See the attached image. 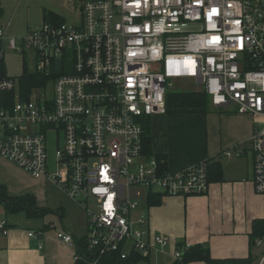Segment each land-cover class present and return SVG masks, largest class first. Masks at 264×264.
<instances>
[{
  "label": "built area",
  "instance_id": "2783aa9c",
  "mask_svg": "<svg viewBox=\"0 0 264 264\" xmlns=\"http://www.w3.org/2000/svg\"><path fill=\"white\" fill-rule=\"evenodd\" d=\"M76 2L77 24L44 20L21 37L7 36L11 20L0 18V154L83 209L88 251L179 259L181 249L150 233L143 205L155 193H206L208 159L162 170L155 154L144 153L143 120L166 113L165 94L180 78L192 79L211 107L232 105L254 116L252 182L264 196V0ZM5 50L23 61L28 54L33 72L46 76L59 63L62 73L48 81L51 96L36 86L22 97L19 77L2 69ZM10 230L0 219V236ZM55 238L80 258L69 232L56 231ZM252 244L264 248V233ZM85 261L98 264L94 256Z\"/></svg>",
  "mask_w": 264,
  "mask_h": 264
},
{
  "label": "crops",
  "instance_id": "0c3cea01",
  "mask_svg": "<svg viewBox=\"0 0 264 264\" xmlns=\"http://www.w3.org/2000/svg\"><path fill=\"white\" fill-rule=\"evenodd\" d=\"M0 5V18L5 24L8 22L3 19L6 6ZM44 11H51L66 21L65 13L78 12V7L76 0H52V7ZM257 125L254 116L238 113L232 105L216 109L209 106L206 113L166 112L149 118L151 152L164 157L168 171L176 172L201 160L217 161L216 177L210 181L206 193L160 195L158 205L144 209L152 235L167 237L170 249L178 243L201 244L208 247L212 258L250 257L252 264H264L261 262L264 248L252 244L256 236L255 224L264 221V196L254 191L253 158L249 149V139ZM236 148L242 152L240 156L224 155L226 150ZM0 183L6 187L8 195L31 194L39 207L50 209L48 182L33 178L1 154ZM53 213L63 218L65 208L58 206ZM59 221V227L53 220H47L33 228L8 221L11 225L8 236H0V264H74V250L56 239L55 233L64 230L75 239L85 233L77 234L76 226L70 229L63 219ZM28 230L40 234L29 237ZM161 258L164 264L170 262ZM187 264L206 263L192 261Z\"/></svg>",
  "mask_w": 264,
  "mask_h": 264
},
{
  "label": "trees",
  "instance_id": "16d2710c",
  "mask_svg": "<svg viewBox=\"0 0 264 264\" xmlns=\"http://www.w3.org/2000/svg\"><path fill=\"white\" fill-rule=\"evenodd\" d=\"M44 20L50 22H63L56 14L51 11L43 12ZM57 22V23H58ZM59 63L54 62L53 70L48 76L33 72L24 73L19 77V87L22 93V97H27L29 91L38 86L44 87L48 81L53 80L58 74L62 73ZM3 69V65H2ZM4 71V70H3ZM31 76V77H30ZM40 76V77H39ZM30 78V79H29ZM33 78V79H32ZM43 83V84H42ZM21 84V85H20ZM31 85V86H30ZM34 85V86H33ZM22 86V87H21ZM165 105L166 112H199L206 113L209 110V100L205 93L201 91H171L167 90L165 94ZM143 134V150L144 153L150 155L151 152V138H150V126L149 118H145L142 124ZM149 152V153H148ZM157 159L161 162L160 166L162 170H166V162L163 156L156 155ZM217 161L213 159H208V182L214 180L216 174L214 173L216 169ZM218 172V170H217ZM218 176V175H217ZM160 194L155 193L147 197L144 209L158 205L160 203ZM0 206L3 207L6 213H16L23 211L27 217L31 218H43L47 214H51L54 211L39 207L36 203V199L31 194H23L19 196H10L7 193L6 187L0 183ZM62 216L59 215V220ZM255 235L264 233V221L256 223L254 226ZM84 237L80 239H75L77 253L80 258L75 261L74 264H86L85 258L94 256L97 259L98 264H150V258L148 256H143L139 251L130 250L125 257H121L119 251L113 252H103L102 254L95 253L94 249L88 251L85 248V234ZM183 243H178L176 246L181 249V257L179 259L173 260L167 264H187L192 261H203L206 264H252V259L248 258H227V259H216L212 258L209 254L208 247L201 244L190 245L188 248L182 249Z\"/></svg>",
  "mask_w": 264,
  "mask_h": 264
},
{
  "label": "rangeland",
  "instance_id": "374dc122",
  "mask_svg": "<svg viewBox=\"0 0 264 264\" xmlns=\"http://www.w3.org/2000/svg\"><path fill=\"white\" fill-rule=\"evenodd\" d=\"M0 3L6 6L3 19L6 21L11 19L7 36L14 37H21L28 28L40 25L43 21V10L52 7V0H0ZM64 19L69 23L77 24L80 20V15L78 12L68 11L65 13ZM3 69L7 75L12 77H17L24 73H33L34 71L33 63L30 61L28 54L25 57V61H23L19 53L11 50H5L4 52ZM52 90V83L48 82L45 88L46 95L51 96ZM168 90L198 91L199 88L193 83L192 79L180 78L174 80L172 87H169ZM33 95H36L35 92H33ZM47 182L49 186L47 193L50 209L55 211L58 206H63L65 208V215L62 218L64 225L70 229L76 226L78 230L77 234H84L86 232L87 218L83 209L80 206H75L55 185L51 184L48 180ZM141 197L140 199L142 200L143 195ZM136 215L137 211L134 213V217ZM0 219H7L17 226L32 228L38 227L43 221L47 220H53V223L57 227L61 226L59 216L54 213L47 214L44 218L36 219L27 217L23 211L6 213L2 206H0ZM126 244L123 252L130 250V242ZM161 256L152 252L150 254V264H164L165 260H162Z\"/></svg>",
  "mask_w": 264,
  "mask_h": 264
},
{
  "label": "bare ground",
  "instance_id": "6f19581e",
  "mask_svg": "<svg viewBox=\"0 0 264 264\" xmlns=\"http://www.w3.org/2000/svg\"><path fill=\"white\" fill-rule=\"evenodd\" d=\"M53 22V21H52ZM58 22V21H57ZM61 22V21H60ZM59 23V22H58ZM31 77V76H30ZM40 77V76H39ZM49 77V76H48ZM30 79V78H29ZM33 79V78H32ZM20 81V80H19ZM43 84V83H42ZM21 85V84H20ZM31 86V85H30ZM34 86V85H33ZM22 87V86H21ZM38 87V86H37ZM144 143V142H143ZM149 153V152H148ZM5 211V210H4ZM84 237V236H83Z\"/></svg>",
  "mask_w": 264,
  "mask_h": 264
}]
</instances>
